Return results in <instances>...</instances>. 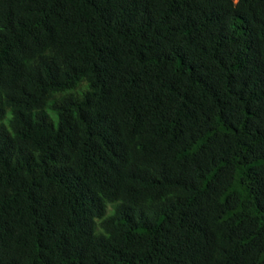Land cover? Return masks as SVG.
I'll use <instances>...</instances> for the list:
<instances>
[{"label": "trees", "instance_id": "trees-1", "mask_svg": "<svg viewBox=\"0 0 264 264\" xmlns=\"http://www.w3.org/2000/svg\"><path fill=\"white\" fill-rule=\"evenodd\" d=\"M0 264H264V0H0Z\"/></svg>", "mask_w": 264, "mask_h": 264}]
</instances>
